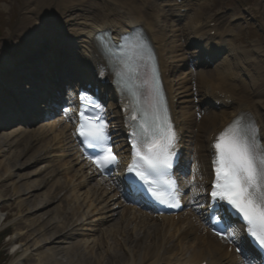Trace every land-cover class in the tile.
<instances>
[{"label":"snow or ice","instance_id":"6c2138e0","mask_svg":"<svg viewBox=\"0 0 264 264\" xmlns=\"http://www.w3.org/2000/svg\"><path fill=\"white\" fill-rule=\"evenodd\" d=\"M99 40L107 53L121 57L122 70L117 76H122L125 70L135 72L140 80L139 87H143L146 93V101L142 102L139 95L136 98L137 105L143 106L138 108L141 115L137 130L132 133L131 162L126 168L131 174L130 183L133 186L141 184L163 204L179 207L176 182L169 175L177 137L168 116L154 55L139 31L122 38L118 45L113 44L106 34H101ZM102 111L87 93L80 95L75 134L86 148L99 150L93 163L101 171L120 163L109 144L108 126L100 115ZM65 114L68 115V110ZM258 132L254 122L245 123L242 116H237L215 137L212 144L215 179L209 197L212 211L226 205L242 218L247 234L264 253V143H261ZM221 219L214 216L213 223H219Z\"/></svg>","mask_w":264,"mask_h":264},{"label":"bare ground","instance_id":"6f19581e","mask_svg":"<svg viewBox=\"0 0 264 264\" xmlns=\"http://www.w3.org/2000/svg\"><path fill=\"white\" fill-rule=\"evenodd\" d=\"M132 8V7H131ZM138 9L134 8L131 9V12L129 13L130 15L127 17V21L128 20H137L145 23L147 22V17H149L151 19L152 22L155 21V17L153 16H146L144 17L143 15H141L140 11V7H137ZM123 12L127 13V10H124ZM236 14H232L230 15V20L232 21L234 18H236L235 16ZM113 17V16H111ZM102 18V16H101ZM157 19V17H156ZM118 20V18H117ZM211 20V19H210ZM69 21L66 20L63 22V25L65 26H69ZM123 23V22H121ZM158 25L161 27L160 28V33H161V42H162V46L164 49V52L167 54V57L170 59L171 61V73L173 68L176 69L178 68L180 65L185 64L186 61V57H180L177 58L175 57L173 54L169 53V49H173L175 45L172 35H171V31L172 29L169 26H165L164 22L162 20H158ZM229 25V24H228ZM226 25L224 29H222L220 31L221 34H227L230 32V28L229 26ZM191 26H194L193 24ZM208 27L207 26V22L197 25L195 28L192 29V31L190 32L189 35H187V38L190 40H193V38H195V35H193L192 33H201L204 31V28L202 27ZM73 33L77 34L78 31L77 29H74L72 31ZM232 32V31H231ZM225 36V35H224ZM219 40L221 41H225V37H220ZM85 40H80L79 42L81 44H83ZM257 45H253V47L249 50H244L243 48H229V52H228V56L224 57V60L220 63V65H222V70L219 71L216 67H215V73H216V80L211 78V73H206V71H202L199 70L198 72V78L200 82H205V84H202L201 87H203L202 91L205 89L206 86L208 85H221V83H226V79L229 75L234 74L235 71H238V69L240 68L241 70H243V68H245L247 71V78L248 79V83L245 85L247 92L242 91L241 94V99H243L247 104H249V107L255 112L256 114V109L257 106L260 105H264V99H263V94H264V78L262 75V65L260 64V60L257 59L256 55H259V52H262V50H258ZM169 54V55H168ZM77 59H80L79 57ZM240 71V70H239ZM188 75V74H187ZM225 81V82H223ZM187 76L183 75L182 77H179V83L178 86H176L177 88V93L179 95V99H180V103L182 104L181 106V112H182V118L183 116L185 117V120H183V128L185 129V131L187 129L190 130V135H195L196 137V141L194 139V144L187 142L188 143V149L191 150H196L198 151L199 148L206 149V142L205 144L203 143L201 146H198V142L202 136V134H205L207 132V130H209L210 128L214 129L216 126H219V124L223 123L226 120V117H220V116H210L207 114H204L202 116V118L199 121H194L193 118H191L189 110L191 108V102H193V96H195V94L189 92L187 86ZM177 84V83H176ZM257 86V88H255ZM27 96V95H26ZM186 98V100H185ZM182 99V100H181ZM185 100V101H184ZM200 103V102H199ZM35 105L39 106V104L35 101ZM224 116H226L225 113H223ZM257 116H259V114H256ZM52 127V126H50ZM263 132H264V127H263ZM209 135V131L207 132V134L205 135L206 137ZM186 139V136H185ZM188 141V140H187ZM22 145V147L20 146ZM2 146H6L7 147V155H13L12 156V161L11 164L13 166H9V164H5L1 166V162L3 161V157L0 158L1 162H0V171L3 170V172H6L7 170L11 169V167L16 168V169H24L25 165L27 164L26 160L24 162H20V157L23 155V153L29 148L28 145L25 144V141H23V143L21 141H19L18 139L16 140H11L8 141V137L6 135L3 136V138H0V153H1V148ZM50 147V146H48ZM47 147V148H48ZM45 148V149H47ZM0 156H2L0 154ZM195 157L199 160L200 157L198 154H195ZM29 158V157H28ZM24 160V159H23ZM10 162V160H9ZM63 169V168H62ZM64 170V169H63ZM66 171V170H65ZM77 171V170H75ZM69 172V171H66ZM33 173H24L22 175L17 176V179H22L25 180L24 181V187L23 190L18 189L19 186L15 187L14 185V195L17 196L18 201H19V205L22 206L23 204V200L21 198H19V194L23 193L26 195H29V197H33L32 199V204L31 206H27L25 207V214L22 216L24 220L28 219L27 214L29 215L30 212H36L39 210L40 206H46L50 204L49 201V195L46 193H40L38 195H35L34 193L38 190L39 186L38 183H36V179L30 181V175ZM74 174V172H73ZM12 176V172L9 174L8 177ZM88 192L93 191L94 188H92V186L88 187ZM76 194V188H73L71 193H70V197L73 199L71 201H76L75 198H73V196ZM1 199V196H0ZM58 208H60V206L58 207V205H56L55 208H53V210L50 211H44L38 215H35L33 217V221L35 220V222L41 220L40 223H44L42 224L43 226H46L45 230H48L50 232V235H48V237H43L42 239H37L33 246L35 244L44 242L46 244H52V243H56L58 241H56V238H62L65 239L66 237L70 236L71 234H69L70 230L73 227L74 222H70V219L68 217H66L65 222L62 223V221L57 220L58 217ZM76 207L70 206L69 209L66 211L67 216L69 214L71 215H75V211ZM53 212H56V216L55 213L54 215H51ZM34 214V213H33ZM49 216H51L52 218H50ZM0 219H2V215L0 214ZM182 227V226H181ZM56 228L57 231L52 232L51 229ZM40 229V227H39ZM59 229L63 232L62 234H60L59 236H57L56 238H53L56 233L59 232ZM24 230H20L17 233L19 235H25V233L23 232ZM61 242H63L61 240ZM87 242V240H86ZM205 243H207L206 246H203ZM197 246L195 247V252L194 255H204V256H213L216 254V250L217 247L215 244H212L211 241H209L208 238H203L200 237L198 238L197 241ZM67 248L66 250H64L63 252V258L65 260V262H67L68 264H85L86 260L88 262V264H103L102 258L104 257L102 254L99 255V257L96 258L94 257L93 259L86 257L87 255H89L90 251L85 253V257H82L81 254H76L73 253L72 250L70 251L71 248H74L76 246H78V241L75 242H71V243H67ZM69 245V246H68ZM92 247V246H91ZM167 250L170 248V246H164ZM41 249V248H40ZM26 250V248L24 249ZM37 250H34L36 255V262L35 264H49V257L53 260V262H57L58 264H63L61 263V261H59V259L57 258V255L59 254V252L52 254L53 251H51V248L46 247L45 250L42 252H36ZM42 252V254H41ZM44 252H50L49 257L44 256L43 253ZM184 253V252H183ZM175 254V253H174ZM177 254V253H176ZM164 257V255H160L159 258ZM164 262V261H161ZM176 264H180L179 261L176 262Z\"/></svg>","mask_w":264,"mask_h":264},{"label":"rangeland","instance_id":"374dc122","mask_svg":"<svg viewBox=\"0 0 264 264\" xmlns=\"http://www.w3.org/2000/svg\"><path fill=\"white\" fill-rule=\"evenodd\" d=\"M253 2L256 3V0H254ZM6 4H3L0 0V14H2L3 17H4V15H7V14H5V12H7L10 9V7L8 5H11L8 2H6ZM224 6H225L224 2L221 1L220 12H224L223 11V10H225ZM214 12H216V10H214ZM255 20H256V23H258L259 26L261 27V32L260 31H258V32L260 33V35H262V34L264 35V21L262 19V15L259 13V17L255 16ZM6 25H7V22L5 20V21H3V27H2L3 31H6L8 28ZM1 155L2 156H0V158L3 157L2 153H1ZM2 160H3L2 162L0 160L1 166L7 164V162L9 161L8 159L5 160V156L3 157ZM2 172H3V170L0 171V175L2 174ZM26 172L29 173V171H27V170H26ZM12 182L15 183L16 179L13 178L12 180H6L4 182L2 181V184H0V195H2V197L4 198L3 202L0 204V212L5 215L4 222H2V223L0 222V227L1 228L6 227V230L0 231V264H5L7 261L9 262L13 258L12 251L9 250L10 249V243H8V240H9V238H11L14 235L15 231L20 230V228L25 230V232L28 231L27 229H33L35 231V233H36V234L34 233L35 235L34 234L30 235L27 232V234H25L22 239L17 238V240H16L17 243H21V242H22V244L26 243L25 246L30 248V249L31 248L33 249V244L36 241L35 239H37L39 237V236L36 237L38 232H41L44 235H48L47 234L48 231H45L46 226L42 227V223L40 224V222H38V221L35 222V220L32 221L33 217L35 215L42 213L44 211V209L39 210L37 214H32V212H30L29 215L27 214V216H28L27 220L19 218V216H21V213H25V207L31 206L33 197H29V195L20 196V198L23 200V204H22V206H20L18 198H16L17 196H14V190H13ZM35 195H36V193H35ZM55 205H56V203L54 201H52V203H50V205L45 209H48L47 211H51L49 208H54L53 206H55ZM59 206H60V208H58L59 213H58L57 219H60L63 221L64 217H66V215H67L66 214V211L68 210L67 205L62 200L60 202ZM54 213L56 216V212H53L51 215H54ZM10 220H11V223H9L7 226L6 224ZM26 224H27V226H26ZM38 227H40V229H37ZM6 233H9L8 237L4 236ZM34 237H36V238H34ZM57 245H59L58 246L59 248H57L56 251H58V252L63 251L62 249H63L64 244L60 243ZM53 246H55V245H53ZM34 258L35 257L23 260L22 264H35L36 260ZM49 259H50L49 264H58L57 262H53L50 257H49ZM58 259H61L60 255H58Z\"/></svg>","mask_w":264,"mask_h":264}]
</instances>
